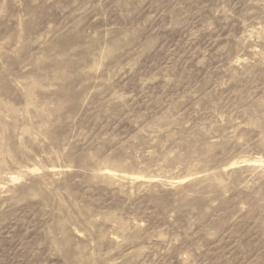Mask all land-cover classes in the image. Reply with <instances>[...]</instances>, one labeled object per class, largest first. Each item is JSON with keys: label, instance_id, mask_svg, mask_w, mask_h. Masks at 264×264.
I'll list each match as a JSON object with an SVG mask.
<instances>
[{"label": "rangeland", "instance_id": "374dc122", "mask_svg": "<svg viewBox=\"0 0 264 264\" xmlns=\"http://www.w3.org/2000/svg\"><path fill=\"white\" fill-rule=\"evenodd\" d=\"M0 264H264V0H0Z\"/></svg>", "mask_w": 264, "mask_h": 264}]
</instances>
